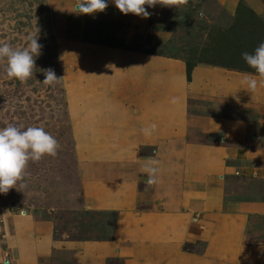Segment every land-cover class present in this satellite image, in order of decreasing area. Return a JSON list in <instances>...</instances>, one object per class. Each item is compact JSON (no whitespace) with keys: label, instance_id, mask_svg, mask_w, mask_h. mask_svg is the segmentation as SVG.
<instances>
[{"label":"crops","instance_id":"crops-1","mask_svg":"<svg viewBox=\"0 0 264 264\" xmlns=\"http://www.w3.org/2000/svg\"><path fill=\"white\" fill-rule=\"evenodd\" d=\"M81 21L116 20L113 0ZM77 0L69 5L75 11ZM215 4L234 19L243 4L264 14V0H188ZM146 10L158 16L165 6ZM204 14V12H203ZM147 48L160 40L149 17ZM149 22V23H148ZM69 68V118L82 206L109 212V236L57 235L51 217L0 210V264H43L69 254L73 264H260L264 259V83L257 74L198 63L187 81L181 58L84 43ZM84 51V52H83ZM258 81L255 92L242 83ZM190 101L200 103L195 107ZM237 102L256 103L258 121L238 116ZM157 125L151 136L142 127ZM79 155L82 157H79ZM158 168L146 185L144 166ZM49 211V210H48ZM49 213H51L49 211ZM52 262H50L51 264Z\"/></svg>","mask_w":264,"mask_h":264},{"label":"rangeland","instance_id":"rangeland-1","mask_svg":"<svg viewBox=\"0 0 264 264\" xmlns=\"http://www.w3.org/2000/svg\"><path fill=\"white\" fill-rule=\"evenodd\" d=\"M71 1L0 0V42L23 49L29 37H34L42 45L41 54L35 57L33 75L26 82L9 78L7 61L0 60V129L9 124L24 129L40 127L59 144L55 156L44 155L38 162L29 161L16 187L6 194L0 193V210L25 212L34 221L51 217L58 229L57 235L68 233L75 238H102L110 235L115 214L86 211L82 206L76 165L78 156L74 148L79 135L69 118L71 102L67 97L69 68H76L78 59L75 56L81 55L82 50L74 54L72 47L84 43L123 44L131 50L145 49L157 55L196 59L206 57L204 49L210 47L215 29L229 26L234 19L227 18L220 7L211 3L203 7L192 4L165 6L160 15L148 19L162 37L147 48L143 42L147 27L139 28L130 16L81 21L80 14L70 8ZM242 20L257 30L264 28V14L244 13ZM231 57L235 59L232 54ZM48 68L61 78L52 85L43 84L45 77L41 70ZM189 105L195 107L200 103L190 101ZM256 105L237 102V115L257 122ZM257 222L263 224L264 220L258 218ZM260 233L263 235L264 230ZM262 261L260 264H264V259ZM50 262L74 263L67 253L57 254Z\"/></svg>","mask_w":264,"mask_h":264},{"label":"clouds","instance_id":"clouds-1","mask_svg":"<svg viewBox=\"0 0 264 264\" xmlns=\"http://www.w3.org/2000/svg\"><path fill=\"white\" fill-rule=\"evenodd\" d=\"M116 8L125 15L131 13L147 18L150 13L148 7L157 4L163 6H175L187 4L188 0H113ZM108 7L106 0H77L75 12L79 14H94L103 12ZM203 16V11L200 13ZM42 45L37 38L29 37L28 45L23 49H14L6 42H0V60L6 59V71L9 78L20 82H26L35 68V57L41 54ZM242 58L246 64L259 76L260 82L264 83V42H261L253 53L243 52ZM45 79L43 84L52 85L61 78H57L51 68L43 69ZM242 83L247 85V90L255 92L258 81L251 75H245ZM157 125L152 123L141 128L145 136H151ZM59 144L57 140L43 128L9 124L0 129V193L6 194L11 188L23 179V173L28 162H38L44 155L55 156ZM144 172L148 179L146 185L151 187L157 183L158 168L149 162L144 166ZM6 264V262H5Z\"/></svg>","mask_w":264,"mask_h":264},{"label":"trees","instance_id":"trees-1","mask_svg":"<svg viewBox=\"0 0 264 264\" xmlns=\"http://www.w3.org/2000/svg\"><path fill=\"white\" fill-rule=\"evenodd\" d=\"M244 13L255 16L253 10L243 4H239L234 16V22H231L232 24L230 23L227 27L215 29V33L211 37L210 47L204 49L206 57L199 56L196 59L181 58L186 65L187 81H190L191 70L198 63L255 73L243 60L242 53H253L254 49L261 42H264V28L261 31L257 30L248 21L242 20ZM107 45L128 49L123 44L108 43ZM139 51L154 54L145 49ZM231 54L235 56V59H232Z\"/></svg>","mask_w":264,"mask_h":264}]
</instances>
